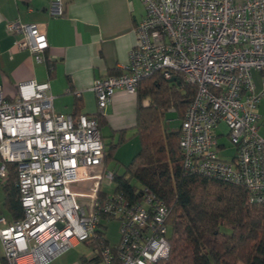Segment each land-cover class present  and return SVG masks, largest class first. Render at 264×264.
<instances>
[{
  "label": "built area",
  "instance_id": "2783aa9c",
  "mask_svg": "<svg viewBox=\"0 0 264 264\" xmlns=\"http://www.w3.org/2000/svg\"><path fill=\"white\" fill-rule=\"evenodd\" d=\"M141 2L144 14L127 63L120 74L98 77L90 87L96 113L103 114L117 90L135 93L140 79L156 71L168 80L179 74L196 87L180 120L183 166L241 185L250 202L264 203V136L257 113L264 97V0ZM50 11L62 16L64 0H51ZM6 30L17 49L45 62V24L16 19ZM53 99L48 81L19 82L11 95L0 85V185L14 175L23 210L11 220L0 212L5 263L49 264L79 242L99 247V264L165 259L170 250L165 203L147 189L135 202L101 189L104 181L112 185L113 172L104 166L96 113L57 112ZM219 124L235 149L231 160L219 155ZM114 219L120 222L119 240L104 244L96 231Z\"/></svg>",
  "mask_w": 264,
  "mask_h": 264
},
{
  "label": "trees",
  "instance_id": "16d2710c",
  "mask_svg": "<svg viewBox=\"0 0 264 264\" xmlns=\"http://www.w3.org/2000/svg\"><path fill=\"white\" fill-rule=\"evenodd\" d=\"M45 63L52 72L53 64L47 57ZM174 77L169 81L156 71L138 82L133 128L139 149L127 164H120V170L112 171V189L130 202L138 200L147 189L167 206L170 250L165 259L154 264H264V203L250 202L249 192L241 185L212 180L183 166L180 125L171 131L164 122L171 108L180 120L183 118L196 87L179 74ZM96 116L101 131L103 114ZM125 132H118L115 142L107 145L106 163L126 140ZM209 182L218 190L211 200L197 195L198 189L206 188ZM4 189L5 205L13 219L22 217L13 174ZM100 226L104 227L103 222ZM96 233L98 240L103 237V243L109 244L102 229ZM98 250L94 247L89 258L81 256V264H99Z\"/></svg>",
  "mask_w": 264,
  "mask_h": 264
},
{
  "label": "crops",
  "instance_id": "0c3cea01",
  "mask_svg": "<svg viewBox=\"0 0 264 264\" xmlns=\"http://www.w3.org/2000/svg\"><path fill=\"white\" fill-rule=\"evenodd\" d=\"M50 1L0 0V85L6 94L11 95L19 82L48 81L54 95L55 111L73 115L94 114L97 107L90 87L94 79L120 72L127 63L130 48L136 40L135 25L144 14V5L141 0H64L63 15L53 16ZM16 19L23 23L45 24L48 41L45 57L53 64L52 72L45 62H36L28 51L19 50L14 45V37L7 32L6 24ZM255 74L257 78L254 80L259 88V75ZM76 91L80 92L79 96ZM257 113L258 132L264 136V97L257 105ZM102 118L101 133L102 129L107 131L102 133L105 150L109 143L115 142L121 130L126 131V140L116 151L137 139L133 128L136 95L117 90ZM216 134L219 142L220 137L227 136L226 127L219 124ZM137 142L138 151V139ZM219 144V151L226 149L224 143ZM115 153L112 160L104 161V166L112 171L120 170L122 164L115 159ZM4 187L0 185V212L11 220L13 217L5 205ZM93 253L84 257L89 258ZM0 264H6L1 241ZM63 264H78V261Z\"/></svg>",
  "mask_w": 264,
  "mask_h": 264
},
{
  "label": "rangeland",
  "instance_id": "374dc122",
  "mask_svg": "<svg viewBox=\"0 0 264 264\" xmlns=\"http://www.w3.org/2000/svg\"><path fill=\"white\" fill-rule=\"evenodd\" d=\"M257 78V75L254 73V79ZM173 108L170 109V112L166 115V120L164 122L165 127L168 130L174 131L177 130L180 125V119L177 117L176 113L171 112ZM102 133L106 134L107 131L102 129ZM220 143H224L227 147L223 151H219V155L221 158L225 160H231V157L234 156L235 149L232 146L229 138L227 136H222L219 138ZM133 145V146H132ZM138 142L137 139H134L132 142H129L125 145H122L115 153V159H118L119 162L122 164H127L132 156L137 151ZM227 155V156H226ZM112 185H108L106 181H104L101 185V189L105 190L106 192L110 191ZM77 189H82L80 186ZM84 190H88L87 188ZM218 192L216 189V185L213 182H209L206 185V188H199L197 191L198 196H206L209 200L213 199L215 194ZM104 227L102 230L105 233V237L110 244H115L118 242L120 237V222L118 220H110L103 222ZM170 233V229L168 230V234ZM94 242H79L76 243L73 247L69 248L67 251L62 253L57 258H54L52 262L49 264H63L68 263L70 261H78V264H81L80 257L81 256H89L94 251ZM77 263V262H76Z\"/></svg>",
  "mask_w": 264,
  "mask_h": 264
},
{
  "label": "water",
  "instance_id": "95a60500",
  "mask_svg": "<svg viewBox=\"0 0 264 264\" xmlns=\"http://www.w3.org/2000/svg\"><path fill=\"white\" fill-rule=\"evenodd\" d=\"M173 80H175V77H172V78L169 79V81H173Z\"/></svg>",
  "mask_w": 264,
  "mask_h": 264
}]
</instances>
